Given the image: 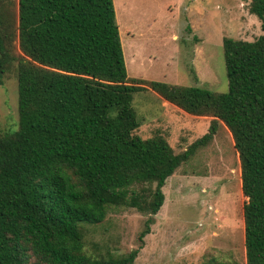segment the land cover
Instances as JSON below:
<instances>
[{"label":"trees","instance_id":"trees-1","mask_svg":"<svg viewBox=\"0 0 264 264\" xmlns=\"http://www.w3.org/2000/svg\"><path fill=\"white\" fill-rule=\"evenodd\" d=\"M249 10L262 22L264 0ZM228 91L130 78L114 0H0V84L18 82V126L0 130V264H135L163 187L224 126L241 170L246 264H264V34L223 40ZM154 89L209 131L176 151L139 133L134 93ZM148 215L142 245L86 250L83 223ZM205 264H240L213 258Z\"/></svg>","mask_w":264,"mask_h":264},{"label":"rangeland","instance_id":"rangeland-1","mask_svg":"<svg viewBox=\"0 0 264 264\" xmlns=\"http://www.w3.org/2000/svg\"><path fill=\"white\" fill-rule=\"evenodd\" d=\"M130 78L228 91L223 40H254L264 29L249 10L251 0H114ZM154 89L134 93L143 138L160 129L176 151L209 131L211 117L196 116ZM18 126L15 74L0 84V130ZM165 202L142 245L148 215L113 208L98 224L83 223L91 254L123 255L142 245L135 264H205L216 258L246 264L240 162L224 126L171 175Z\"/></svg>","mask_w":264,"mask_h":264},{"label":"crops","instance_id":"crops-1","mask_svg":"<svg viewBox=\"0 0 264 264\" xmlns=\"http://www.w3.org/2000/svg\"><path fill=\"white\" fill-rule=\"evenodd\" d=\"M172 83V82H171ZM161 98H162V96H161ZM169 101H167L166 99H163V103L165 104V103H168ZM169 103H171V102H169ZM171 104H173V103H171ZM174 105V104H173ZM176 106V105H175ZM178 107V106H177ZM179 108V107H178ZM183 110V109H182Z\"/></svg>","mask_w":264,"mask_h":264}]
</instances>
